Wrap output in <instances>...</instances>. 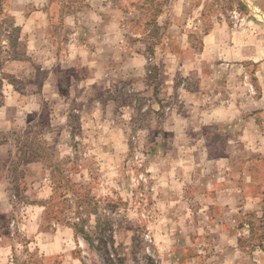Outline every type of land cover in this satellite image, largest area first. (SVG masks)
<instances>
[{"label": "rangeland", "instance_id": "rangeland-1", "mask_svg": "<svg viewBox=\"0 0 264 264\" xmlns=\"http://www.w3.org/2000/svg\"><path fill=\"white\" fill-rule=\"evenodd\" d=\"M252 22L264 38V0L256 4L250 0H0V107L12 90L37 91L29 95L33 110L23 128L0 133V179L12 206L9 217L0 218V228L10 240V260L14 264H206L219 258L224 250L215 244L218 232H212L208 216L197 219L207 200L215 207L217 182L205 188L203 203L174 202L176 188H165L161 197L157 172L149 161L154 160L157 135L165 132L167 119L180 108L189 84L186 60L192 58L191 52L199 53L202 36L222 27L243 30ZM32 39L38 44L34 46ZM95 53L106 73L103 80L97 78V84L87 86L83 100L78 99L83 96L80 78L87 76V70L79 68L76 59ZM135 54L144 57L141 89L114 82V68L107 58L111 55L121 63L123 57ZM12 64L19 75L10 72ZM246 66L235 97L244 103L237 115L253 118L259 127L242 158L252 159L251 176L259 186L242 188L248 208L237 221L246 229L240 231L243 239L237 257L244 264H264V226L250 214L260 209L264 196V104L249 110L250 100L263 98L264 87L259 85L262 81L264 86V61L258 79L251 76L256 67ZM120 85L124 92L115 101L129 99L130 109L103 106L106 93L113 96ZM137 92L139 96L131 98ZM217 99L220 105L223 98ZM94 100L98 115L85 109ZM200 101L201 108L214 102L208 94ZM87 111L89 117H102L108 123L102 128L88 123L82 127L79 122ZM109 127L117 138L106 132L96 141L92 138V132ZM108 150L114 154L109 156ZM162 198L164 204L167 201L164 206ZM36 206L44 207L29 223ZM214 213L219 218L217 210ZM81 219L86 222L78 232L72 224ZM192 222L202 229L199 234L191 232Z\"/></svg>", "mask_w": 264, "mask_h": 264}, {"label": "crops", "instance_id": "crops-1", "mask_svg": "<svg viewBox=\"0 0 264 264\" xmlns=\"http://www.w3.org/2000/svg\"><path fill=\"white\" fill-rule=\"evenodd\" d=\"M250 1H252V4H256L257 2V0ZM248 26L239 31L232 29L224 30L222 27V29H214L202 36L201 47L198 50L199 53L191 52L192 58L186 60L190 64L188 65L189 68L186 69L189 84L182 94L180 108L167 119L165 132L157 135L154 143L155 148L152 153L154 160L150 159L149 161L152 170L157 172L156 179L161 187L160 196L162 197L163 192L167 191L164 190L165 188H176L178 195L172 200L174 202L186 200L191 204L196 201L203 203L206 201L205 188L209 189L211 182H217L213 191L216 194L215 207L212 208L209 200H207L202 213L199 211L202 215H198L197 219H200L198 220L200 222L201 220H205V216H208L209 220H211V227H213L212 232H218V239L214 243L219 249L224 250V252L219 255V258H212L206 264H244L241 257L239 255L237 257V254L240 252L238 244L243 239L239 237L240 231L246 232V229L241 228L242 224H238L237 226V221L243 218L245 210L248 208L243 203L242 188L243 186L258 188L259 186L258 182L251 176L252 170H255L254 167L251 168V166H254L251 163L252 159L247 157L245 161L243 160V157H246L248 154L246 143L258 136L259 127L253 118L244 119L240 115H237V112H241L244 103L235 97V92L238 93L241 90L238 82L246 73V65L256 67L254 74L253 70H251V76L258 79L260 76V62L264 61V38L259 36L257 25L254 22ZM251 29H254L255 35L251 33ZM69 36L70 38L73 37L71 34ZM32 44L35 46L38 42L32 39ZM79 44L83 46V43L80 42ZM80 46L79 48H81ZM67 53L71 56L69 51ZM111 55H107V58L108 63L113 65L112 69L114 68L111 71L114 82L117 81L116 83L119 84L122 81L126 84H134L136 88L141 89V78L144 73V57L140 54H135L127 58L123 57L121 63H119ZM91 56L85 60L82 57L76 59L77 65L80 64L79 68L82 69L83 66H86L83 69L87 70V76L80 78L83 89L79 93L83 96L78 95V99L83 100L88 89L87 86L90 85L92 87L94 84H97L99 82L97 78L103 80L106 73H103L101 71L102 68H99L97 64L99 53L92 54ZM14 69L17 70L18 68L12 64L10 72L15 74V76L19 75L20 71L16 73ZM121 86L123 85L114 89L113 96L106 93L107 97L103 101V106L107 105V108L109 106V109H118V111L120 109H130L128 104L130 103L129 99L121 102L115 101L116 99H120L116 95L122 96L121 94L124 92ZM259 86L261 88L264 87L262 86V81H260ZM262 91V99L250 100L249 104L252 108L249 110H257L264 104V88ZM36 92L33 91L28 94L14 90L10 92L6 102L2 108L0 107V133L23 128L27 122L28 114L33 110L29 95H33ZM204 94H208L214 102L201 108L200 97ZM138 96L139 93L137 92L136 94H132L131 98ZM220 96L223 100H219L220 105H218L217 97ZM94 103H96L95 100L88 103L85 105V109L91 108L98 115L99 111L94 108L97 103ZM225 104H228V106H224ZM87 114L88 111L85 115ZM87 116L80 119L79 124L82 127L88 123V125L100 126L102 128L108 123L102 117H95L94 119V115H91L93 118L89 117V115ZM263 121L261 123L264 125ZM109 129L111 130L105 131L103 129L104 131L98 130L97 132H92V138L95 141L98 140V137H101V132H106L110 138L111 135L117 138V135L114 133L116 132L115 129L110 127ZM96 149L98 152L100 151L99 148ZM98 152L96 153L98 154ZM106 154L111 156V154H114V151L108 150ZM242 163H247V165H243ZM4 189L3 179H0V218L9 217L12 213V206ZM180 194L183 195L182 198H180ZM164 200V198L160 199L163 206L167 204V201L164 204ZM249 201V199H246V202ZM260 201L262 205L260 209H254L250 214L255 215L262 222V226H264V196ZM43 207L36 206L33 214L29 212V223L37 220V212L40 211L39 214H41ZM221 209L223 211L219 213L218 210ZM28 210L30 211L31 208ZM216 210L219 213V218L214 213ZM217 219H219L220 224ZM189 220L192 221V218L190 217ZM190 226L193 234H199L197 232L202 231L195 222H192ZM11 249L7 233L4 234L0 228V264H14L10 260ZM229 255H232V258Z\"/></svg>", "mask_w": 264, "mask_h": 264}, {"label": "trees", "instance_id": "trees-1", "mask_svg": "<svg viewBox=\"0 0 264 264\" xmlns=\"http://www.w3.org/2000/svg\"><path fill=\"white\" fill-rule=\"evenodd\" d=\"M59 220H57L56 222H58ZM79 221V222H78ZM77 222L78 223H73L72 225H73V228L75 229V230H78V232H82V224H84V222H86L85 220H78ZM62 222H64V221H62Z\"/></svg>", "mask_w": 264, "mask_h": 264}, {"label": "built area", "instance_id": "built-area-1", "mask_svg": "<svg viewBox=\"0 0 264 264\" xmlns=\"http://www.w3.org/2000/svg\"><path fill=\"white\" fill-rule=\"evenodd\" d=\"M13 225H14V222H12V224H11V229H12V230H13V228H14Z\"/></svg>", "mask_w": 264, "mask_h": 264}]
</instances>
